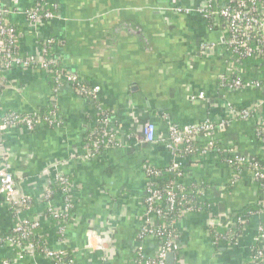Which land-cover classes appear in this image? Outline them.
<instances>
[{"label":"crops","instance_id":"crops-1","mask_svg":"<svg viewBox=\"0 0 264 264\" xmlns=\"http://www.w3.org/2000/svg\"><path fill=\"white\" fill-rule=\"evenodd\" d=\"M2 1L15 13L9 19L18 30L21 54L37 59L40 43L54 38L61 68L100 87L98 100L109 112V131L134 137L89 159L85 142L94 133L98 115L91 99L68 83L54 92L48 72L39 68L1 72L0 114H33L52 105L60 120L58 126L41 124L32 132L20 128L0 133V161L9 164L17 192L33 200L20 216L39 218L41 234L50 249L64 253L65 264H137L140 245L147 256L155 253L156 241L140 243L136 235L147 178L143 167L163 169L172 161L159 141L167 134L168 122L185 126L211 121L218 146L264 160L254 121L232 118L227 106L260 103L264 122V92L253 88L230 92L219 86L220 77L231 74L232 63L223 45V24L213 18L210 25L196 11L206 0H48L56 8L55 17L37 25L22 12L32 0ZM207 43L218 44L213 56L200 53ZM237 71L247 80L264 72L257 67ZM200 93L205 97L199 98ZM147 123L156 130L157 142L152 144L139 141ZM217 158L212 152L182 161L180 182L206 184L203 199L211 202L208 212L178 222L184 264H246L253 258L258 217L245 221L235 243L218 240L216 245L210 234L214 221L233 231L235 216L258 204L259 195L251 171L239 172L233 182L232 171ZM55 174L72 179L73 207L61 237L56 222L47 217L43 199ZM51 205L59 207L61 198L55 195ZM12 223L0 195V231ZM5 259L11 264H49L43 256L20 260L9 247L0 250V263Z\"/></svg>","mask_w":264,"mask_h":264},{"label":"built area","instance_id":"built-area-1","mask_svg":"<svg viewBox=\"0 0 264 264\" xmlns=\"http://www.w3.org/2000/svg\"><path fill=\"white\" fill-rule=\"evenodd\" d=\"M47 6L48 8H46ZM55 11V6L51 5L48 0H32L31 4L22 12L31 24L37 25L55 17ZM196 11L206 20L212 18L222 20L223 45L231 56L245 59H264V0H206ZM12 13H14L13 10L0 0V88L4 86L1 76L2 71L39 68L53 75L54 92L59 91L62 83H68L76 85L82 96L91 100L98 98L100 93L98 85H82L76 75L66 71L63 72L56 55V40L54 38L48 37L40 43L39 58L34 59L22 55L17 44L19 41L17 28L5 21V18L10 17ZM217 46L216 43L204 44L200 48V53L213 56L216 53ZM230 71L231 74L227 73L220 77L219 86L221 88L230 92H239L249 88L264 92V72L259 78L247 80L242 71L233 70V65ZM204 97L203 93L199 94V98ZM227 106L232 118L242 121H254L256 138L264 146V122L259 116L260 103L245 108H237L229 103ZM52 107V111L43 115L42 120L37 116V113L7 112L0 114V133L3 134L20 128L32 132L36 126L41 124L51 127L58 126L60 120L54 106ZM108 121L106 115L101 122L102 131L92 141V148L89 149L90 146L85 144L84 153L89 159L99 157V154L92 153V150L98 152L101 149L107 151L112 147H122L125 140L134 138L127 133L110 132L107 128ZM167 126V134L159 141L163 143L165 149L172 156L168 169L176 176L177 180L169 187L159 189L155 178L158 168L150 165L143 167L147 178L144 185L143 212L136 239L140 243L146 239H153L156 241V249L152 256H147L143 246L140 245L137 253L139 258L136 261L137 264H167L166 257L168 253H173V264H184L181 256L184 243L177 228L178 222L187 215L205 213L210 210V205L196 209L193 200L187 196L194 194L196 200L202 202L204 194V190L200 188L203 185L202 183L195 190L185 189L180 185V179L183 176L182 161L185 160V158H182L181 153H193L192 143L195 141L201 146V156L214 152L218 157L220 153L223 158H219V161L223 165L229 168L234 163L242 165L241 173L243 170H249L252 172L255 181L261 183V188L258 191V196L262 199L260 208L258 211L251 213L250 216H256L263 222L258 225L257 251L256 254H253L249 264H256L259 259L264 261V168L261 169L259 163L254 161L252 157H247L233 148L218 146L212 136L215 126L211 121L206 120L198 124L185 126L168 122ZM155 133V126L152 123H147L143 127L142 138L139 141L150 144L155 143L157 142ZM71 184L67 176L55 174L49 179L43 195V199L47 203V217L56 222V233L60 237L64 235L65 223L68 221L73 207ZM54 185H57L58 193L61 194V205L59 207L50 205V201L53 200L55 195L52 189ZM223 189L224 187H221V190ZM179 192H181L180 195H178ZM0 195L3 197L13 218L11 227L5 232L0 231V250L5 247L12 248L16 251L20 260L43 256L49 260V264H62L63 252L50 249L47 242L43 246L39 243V239L43 236L40 232L42 228L41 221L38 218L20 216L22 212L30 209L33 200L30 196H24L17 192L16 178L10 172L9 166L3 161H0ZM175 210L178 212V219L167 216L169 212ZM158 218L164 219L165 223L159 225ZM234 220L235 223H240L243 218L237 217ZM212 225L224 226L217 221L212 222L210 226ZM234 234L235 231L231 230L230 235L233 236ZM164 236L166 237L165 240L162 239ZM214 243L218 244L215 241ZM0 264H11V262L5 259Z\"/></svg>","mask_w":264,"mask_h":264},{"label":"trees","instance_id":"trees-1","mask_svg":"<svg viewBox=\"0 0 264 264\" xmlns=\"http://www.w3.org/2000/svg\"><path fill=\"white\" fill-rule=\"evenodd\" d=\"M48 8V6L46 7ZM6 22L10 25H14V23H12L9 19V17L5 18ZM221 23H222V20H219ZM208 23L210 25H213L214 23V20L213 18L212 19H209L208 20ZM15 26V25H14ZM16 27V26H15ZM16 31L18 32V30L16 29ZM51 37V36H50ZM18 44V43H17ZM16 44V45H17ZM19 46V45H18ZM228 59L229 61H231L233 67H235V69L237 70V68H250V67H257V68H262V70H264V59L263 58H260V59H252V58H239L237 56H231L228 52ZM63 70V69H62ZM64 72V70H63ZM49 74V73H48ZM233 76V75H232ZM49 78L50 80H54L53 78V75L52 74H49ZM81 82V81H80ZM82 85H87L86 83H84L83 81L81 82ZM74 87V89L78 90V87L76 85H72ZM94 100L93 103L94 105L96 106L97 110H98V115L95 119V123H96V127H95V130H94V133L89 135V137L87 138L85 144H88L90 147L89 149H91V145H92V141L94 139H96V137L98 136V133H100L102 131V121L105 119V116L109 114V112L100 104L98 98L96 99H92ZM53 107L52 105L48 106L44 111L42 112H38L37 113V116L41 118H43V115H46L47 113H50L52 111ZM97 134V135H96ZM96 135V136H95ZM264 137V136H263ZM193 153L191 154H185V153H181V156L182 158H185V160H188L190 158H198V159H201L203 156H201V146H199V143L197 141L193 142ZM92 153H98L99 156H101L104 152H106L104 149H101L100 151L96 152V151H91ZM100 152V153H99ZM219 158H223V156L219 153L218 155V159ZM219 161V160H218ZM254 161H256L257 163H259V165L261 166V169L264 168V160L262 159H259V158H254ZM221 163V161H219ZM242 165H239L237 163H234L232 165V167L230 168V170L232 171V181L235 182L237 180V177H238V173L242 170ZM69 178V177H68ZM156 178V181L158 183V188L159 189H165L167 187H169L172 183H174L176 179V176L168 169V166L166 168H163V169H158V172H157V175L155 176ZM69 180L71 181L72 179L69 178ZM257 183V186H258V191L259 189L261 188V183L259 182H256ZM200 183H196V182H192L190 185H186V184H183L181 183V187L185 188V189H193L195 190L196 187H198ZM203 184V183H202ZM233 184V183H230V185ZM207 185L206 184H203L200 186V188H202L203 190L205 189ZM230 187V186H229ZM228 187V188H229ZM52 189L54 190V194L57 195L58 194V188H57V185H54L52 186ZM181 192L178 193V195H180ZM54 195V196H55ZM189 196L194 204L196 205L195 208L198 209V208H202V207H205L207 205H211V202L209 200H206V199H203V201L201 202H198L194 196V194H191V195H187ZM261 197L258 196V204L256 205H253L251 206L250 208L246 209L245 211L237 214L235 216V218L237 217H242L243 220L240 222V223H236L235 225V234L233 236L230 235V231L226 230V228L222 225H212L209 227V231H210V234L212 235V237L214 238V241L217 243L218 240H222V241H225L227 243H235L236 242V239L238 236H240L241 234V230L243 228V225L247 222V220L249 219L250 217V214L251 213H254L256 211H258V209L260 208V204H261ZM198 202L196 204V202ZM143 204H144V197H143ZM178 212L175 210V211H172V212H169L168 213V217H171V218H175V219H178ZM259 222H263L260 218H258ZM158 224L159 225H162L163 223H165V220L164 219H161V218H158ZM246 221V222H245ZM54 222V221H53ZM167 226V225H166ZM2 232V231H1ZM139 232V231H138ZM138 232H137V235H138ZM137 235H136V238H137ZM163 240L166 239V237H162ZM47 242L45 237L42 236L41 239H39V243L40 245L43 246V244ZM257 246L258 244L256 243L255 241V246L253 247V251H252V255L253 254H256V251H257ZM138 255L136 256V260L138 261ZM67 263V261H66ZM250 262H246V264H249ZM62 264H65V257L63 258V262ZM256 264H264V261L262 259H259Z\"/></svg>","mask_w":264,"mask_h":264},{"label":"water","instance_id":"water-1","mask_svg":"<svg viewBox=\"0 0 264 264\" xmlns=\"http://www.w3.org/2000/svg\"><path fill=\"white\" fill-rule=\"evenodd\" d=\"M167 264H173V253H168L166 257Z\"/></svg>","mask_w":264,"mask_h":264},{"label":"rangeland","instance_id":"rangeland-1","mask_svg":"<svg viewBox=\"0 0 264 264\" xmlns=\"http://www.w3.org/2000/svg\"><path fill=\"white\" fill-rule=\"evenodd\" d=\"M4 163H5L6 165L9 166V164H8L7 162H4ZM9 170H10V166H9ZM10 172H11V171H10ZM11 173H12V172H11ZM12 175H13V174H12ZM13 176H14V175H13ZM16 181H17V180H16ZM24 196H28V195H24ZM56 196H59V197L61 198V194H59V193H58ZM52 201H53V200H52ZM52 201H50V205H51V202H52ZM52 206H53V205H52ZM54 207H56V206H54ZM28 217H29V216H28ZM31 218H32V217H31ZM36 218H37V217H35V219H36ZM38 219H39V218H38ZM64 233H65V229H64ZM64 233H63V234H64ZM49 248H50V247H49ZM51 249H52V248H51Z\"/></svg>","mask_w":264,"mask_h":264}]
</instances>
